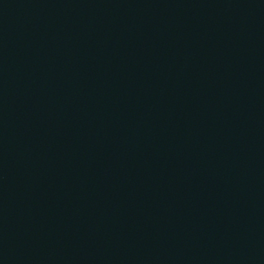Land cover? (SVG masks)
I'll use <instances>...</instances> for the list:
<instances>
[{"label": "water", "instance_id": "water-1", "mask_svg": "<svg viewBox=\"0 0 264 264\" xmlns=\"http://www.w3.org/2000/svg\"><path fill=\"white\" fill-rule=\"evenodd\" d=\"M0 264H264V0H0Z\"/></svg>", "mask_w": 264, "mask_h": 264}]
</instances>
